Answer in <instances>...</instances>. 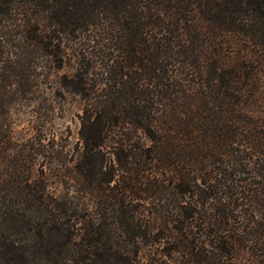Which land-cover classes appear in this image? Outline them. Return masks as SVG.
Returning a JSON list of instances; mask_svg holds the SVG:
<instances>
[{
    "label": "trees",
    "instance_id": "trees-1",
    "mask_svg": "<svg viewBox=\"0 0 264 264\" xmlns=\"http://www.w3.org/2000/svg\"><path fill=\"white\" fill-rule=\"evenodd\" d=\"M69 60L70 156L8 121ZM240 250L264 264V0H0V264Z\"/></svg>",
    "mask_w": 264,
    "mask_h": 264
},
{
    "label": "rangeland",
    "instance_id": "rangeland-1",
    "mask_svg": "<svg viewBox=\"0 0 264 264\" xmlns=\"http://www.w3.org/2000/svg\"><path fill=\"white\" fill-rule=\"evenodd\" d=\"M72 60L62 68L51 71L46 81L39 76L37 90L28 97L14 102L8 111V121L12 134L20 139L28 136H39L44 142L54 141L57 148L72 154L78 143L80 127L79 114L84 106V99L78 94L66 91L59 83L62 73L73 70ZM47 184L55 193L61 191V183L46 167ZM226 264H257L251 253L235 251L231 258L225 259Z\"/></svg>",
    "mask_w": 264,
    "mask_h": 264
}]
</instances>
